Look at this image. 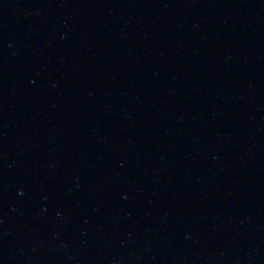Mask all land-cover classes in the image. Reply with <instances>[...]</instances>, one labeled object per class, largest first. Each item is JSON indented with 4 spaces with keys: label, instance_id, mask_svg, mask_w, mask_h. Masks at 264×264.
Returning <instances> with one entry per match:
<instances>
[{
    "label": "water",
    "instance_id": "water-1",
    "mask_svg": "<svg viewBox=\"0 0 264 264\" xmlns=\"http://www.w3.org/2000/svg\"><path fill=\"white\" fill-rule=\"evenodd\" d=\"M0 264H264V0H0Z\"/></svg>",
    "mask_w": 264,
    "mask_h": 264
}]
</instances>
